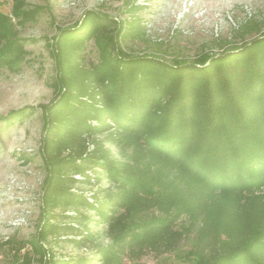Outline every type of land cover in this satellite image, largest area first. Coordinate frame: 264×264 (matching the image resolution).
Masks as SVG:
<instances>
[{
	"label": "trees",
	"instance_id": "16d2710c",
	"mask_svg": "<svg viewBox=\"0 0 264 264\" xmlns=\"http://www.w3.org/2000/svg\"><path fill=\"white\" fill-rule=\"evenodd\" d=\"M24 5L13 1L15 19H29ZM10 26L0 11V39ZM112 26L87 13L54 45L58 93L41 107L46 220L37 239L92 253L52 264L162 256L191 234V264H264V33L218 56L167 62L113 54ZM92 39L99 58L85 62ZM21 53L10 42L0 67L12 69ZM103 178L108 186L90 196L77 189Z\"/></svg>",
	"mask_w": 264,
	"mask_h": 264
},
{
	"label": "rangeland",
	"instance_id": "374dc122",
	"mask_svg": "<svg viewBox=\"0 0 264 264\" xmlns=\"http://www.w3.org/2000/svg\"><path fill=\"white\" fill-rule=\"evenodd\" d=\"M13 1L0 0V11L11 23L8 36L0 39V50L11 42L22 51L12 69L0 67V264H52L55 259L92 253L73 245H52L49 250L37 239L46 220L41 107L58 93L54 45L62 31L79 27L87 13H93L113 21L109 28L115 34L113 54L193 61L203 52L218 56L263 34L264 0H22L27 21L12 16ZM132 23H139L140 33L123 34ZM82 56L85 62L98 60L94 39L85 42ZM14 112L13 121L6 122ZM113 153L117 155V150ZM107 186L103 178L98 185L77 189L90 196ZM193 238L194 234L184 238L175 252L149 253L134 261L125 257L123 263L191 264ZM36 243L46 251H37Z\"/></svg>",
	"mask_w": 264,
	"mask_h": 264
}]
</instances>
